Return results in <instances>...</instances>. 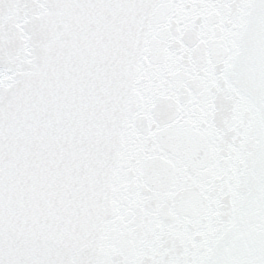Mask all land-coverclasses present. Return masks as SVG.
I'll return each mask as SVG.
<instances>
[{
  "label": "snow or ice",
  "instance_id": "1",
  "mask_svg": "<svg viewBox=\"0 0 264 264\" xmlns=\"http://www.w3.org/2000/svg\"><path fill=\"white\" fill-rule=\"evenodd\" d=\"M0 264H264V0H0Z\"/></svg>",
  "mask_w": 264,
  "mask_h": 264
}]
</instances>
